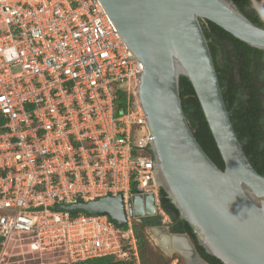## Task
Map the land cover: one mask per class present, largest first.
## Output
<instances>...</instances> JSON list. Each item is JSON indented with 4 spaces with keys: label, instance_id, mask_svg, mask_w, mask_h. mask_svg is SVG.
Returning a JSON list of instances; mask_svg holds the SVG:
<instances>
[{
    "label": "built area",
    "instance_id": "2783aa9c",
    "mask_svg": "<svg viewBox=\"0 0 264 264\" xmlns=\"http://www.w3.org/2000/svg\"><path fill=\"white\" fill-rule=\"evenodd\" d=\"M143 71L100 0H0V264L12 248L24 264H139L131 185L163 214L138 100ZM118 91L126 106L116 113ZM119 194L123 226L57 209Z\"/></svg>",
    "mask_w": 264,
    "mask_h": 264
},
{
    "label": "water",
    "instance_id": "95a60500",
    "mask_svg": "<svg viewBox=\"0 0 264 264\" xmlns=\"http://www.w3.org/2000/svg\"><path fill=\"white\" fill-rule=\"evenodd\" d=\"M264 20V8L250 0ZM122 40L143 63L138 100L152 140L155 181L198 244L222 264H264V176L248 160L237 138L201 21H210L250 47L264 50V28L248 20L232 0H100ZM191 83L223 161L219 168L205 153L184 114L179 79ZM59 210L108 215L127 223L123 196L60 205ZM152 193L136 190L129 215L156 216ZM183 239L189 255L192 246ZM194 264H207L194 255Z\"/></svg>",
    "mask_w": 264,
    "mask_h": 264
},
{
    "label": "trees",
    "instance_id": "16d2710c",
    "mask_svg": "<svg viewBox=\"0 0 264 264\" xmlns=\"http://www.w3.org/2000/svg\"><path fill=\"white\" fill-rule=\"evenodd\" d=\"M237 9L253 24L264 28V20L250 8V0H232ZM223 97L237 138L254 169L264 176V50H259L239 41L210 21H201ZM181 105L194 136L209 158L221 169L223 161L209 129L200 103L189 80L179 79ZM126 95L118 91L115 112L124 110ZM0 120V125H1ZM136 186L131 185V192ZM160 210L171 220L172 233H185L195 243L200 257L208 264H222L196 244L192 227L180 218L179 212L167 193L159 187ZM82 211L71 212L76 216ZM162 216L142 218L132 228L136 238L139 264H169L163 255H155L146 237L145 229L162 226ZM154 259V260H153ZM75 264H136L133 256L122 261L113 256L88 259Z\"/></svg>",
    "mask_w": 264,
    "mask_h": 264
},
{
    "label": "rangeland",
    "instance_id": "374dc122",
    "mask_svg": "<svg viewBox=\"0 0 264 264\" xmlns=\"http://www.w3.org/2000/svg\"><path fill=\"white\" fill-rule=\"evenodd\" d=\"M257 2H258L259 6L261 8H264V0H257ZM161 216H162V219L165 220V215L162 214ZM145 234H146V237H147V239H148V241L150 243V246H151L153 252L155 253V255H163V257H164L163 260L166 261V262L168 260L169 264H182L181 262L177 263V260L174 259L175 257H172V255L164 253L162 248L156 243V240L154 239L155 237H153V236L154 235L156 237L158 236L157 238H161L162 236H167L163 231H160L159 229H156V228H154V229H145ZM14 245H17V243L12 242V246H14ZM24 250H22V251L24 252ZM9 251L13 252L11 260L14 261V262H12L10 260L11 264H17L16 261H19V260L21 261L20 264H24L23 257L21 256L22 254H20L21 251L19 249L12 248Z\"/></svg>",
    "mask_w": 264,
    "mask_h": 264
},
{
    "label": "bare ground",
    "instance_id": "6f19581e",
    "mask_svg": "<svg viewBox=\"0 0 264 264\" xmlns=\"http://www.w3.org/2000/svg\"><path fill=\"white\" fill-rule=\"evenodd\" d=\"M153 237H155L156 243L162 248L164 253L170 254V252L175 249L180 251L184 256L189 255V247L183 239L176 237L170 238L167 236H160L161 238H157L158 236L156 237L155 235Z\"/></svg>",
    "mask_w": 264,
    "mask_h": 264
},
{
    "label": "flooded vegetation",
    "instance_id": "af4514ba",
    "mask_svg": "<svg viewBox=\"0 0 264 264\" xmlns=\"http://www.w3.org/2000/svg\"><path fill=\"white\" fill-rule=\"evenodd\" d=\"M250 8H253L252 3H251V7H250ZM253 9H254V8H253ZM163 214L165 215V220L162 219V223H163V225H162V226H159V227H154V228L159 229L160 231H163L165 234H166L167 231H169L170 234H181V235H185L186 238L189 240V242H190L192 248H193V249H192L193 254H191V256H189L188 259L183 258V257L176 256V255H173L172 257H175L174 259L177 260V263L181 262L182 264H194V257H195L194 255H195V254L199 255V253H198L197 250H196V245H195L194 241H193V240H192L187 234H185V233H172V232H171V227H170V225H171V220H170V218L168 217V215H166L165 213H163ZM154 228H147V229H154ZM196 244L199 245L198 242H197V239H196ZM199 257H200V255H199ZM200 258H201V257H200ZM201 259H202V258H201ZM202 260H203V259H202ZM205 262H206V261H205ZM206 263H207V262H206ZM207 264H208V263H207Z\"/></svg>",
    "mask_w": 264,
    "mask_h": 264
},
{
    "label": "clouds",
    "instance_id": "9594fccd",
    "mask_svg": "<svg viewBox=\"0 0 264 264\" xmlns=\"http://www.w3.org/2000/svg\"><path fill=\"white\" fill-rule=\"evenodd\" d=\"M159 187V186H158ZM157 215V214H156Z\"/></svg>",
    "mask_w": 264,
    "mask_h": 264
}]
</instances>
